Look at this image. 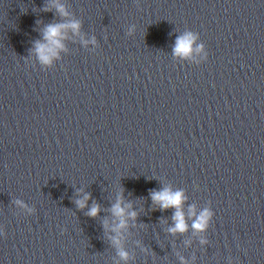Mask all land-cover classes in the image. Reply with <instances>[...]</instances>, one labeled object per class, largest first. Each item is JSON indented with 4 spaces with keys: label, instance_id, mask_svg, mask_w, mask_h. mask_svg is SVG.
Segmentation results:
<instances>
[{
    "label": "clouds",
    "instance_id": "clouds-1",
    "mask_svg": "<svg viewBox=\"0 0 264 264\" xmlns=\"http://www.w3.org/2000/svg\"><path fill=\"white\" fill-rule=\"evenodd\" d=\"M57 11L62 16H68L69 13L66 11L63 5H55ZM48 10V9H46ZM80 28L79 22L72 21L70 23H56L49 24L46 26L44 31V43L37 41L35 43V51L42 63L48 64L51 62L52 57L57 55V50L63 48L62 40L64 39V30L71 29L73 32H78ZM196 37L192 33H185L176 40L174 53L179 56H188L192 50L193 42ZM151 199L154 204H157L161 210H166L169 208H174L175 212L173 214L174 227L169 229L172 233H183L187 231L188 225L185 220V215L183 212V203L186 199L182 191H172L170 188H163L160 191H152L150 193ZM90 198L89 195H85L82 200L77 201V205L83 208L86 201ZM112 214L119 218V224L114 231H118L120 228L125 227L126 221L124 219L126 214L125 206L122 204L121 200H118L112 206ZM99 213V206H93L87 213L89 216L95 217ZM189 214L195 216L196 219L192 224V228L196 231H201L206 229L208 222L212 216V212L209 209H204L196 214L195 207L189 208ZM131 217L135 218L136 213H130ZM113 242L119 245L120 241L118 238H113ZM122 258H127V254L123 251L119 253Z\"/></svg>",
    "mask_w": 264,
    "mask_h": 264
}]
</instances>
